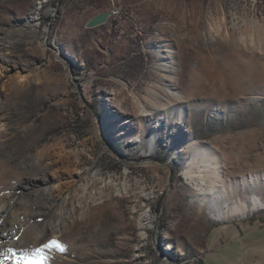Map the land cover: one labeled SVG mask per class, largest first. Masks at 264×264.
<instances>
[{
    "label": "rangeland",
    "instance_id": "1",
    "mask_svg": "<svg viewBox=\"0 0 264 264\" xmlns=\"http://www.w3.org/2000/svg\"><path fill=\"white\" fill-rule=\"evenodd\" d=\"M5 206L6 264H201L264 223V0H0Z\"/></svg>",
    "mask_w": 264,
    "mask_h": 264
},
{
    "label": "crops",
    "instance_id": "2",
    "mask_svg": "<svg viewBox=\"0 0 264 264\" xmlns=\"http://www.w3.org/2000/svg\"><path fill=\"white\" fill-rule=\"evenodd\" d=\"M200 263L264 264V223H216L206 236Z\"/></svg>",
    "mask_w": 264,
    "mask_h": 264
},
{
    "label": "snow or ice",
    "instance_id": "3",
    "mask_svg": "<svg viewBox=\"0 0 264 264\" xmlns=\"http://www.w3.org/2000/svg\"><path fill=\"white\" fill-rule=\"evenodd\" d=\"M57 248L60 251H63V248L57 244L55 240L49 241V243L44 244L41 248L36 249L30 257L22 258L24 264H47L48 257L43 255L45 249ZM16 264H21V261L18 260Z\"/></svg>",
    "mask_w": 264,
    "mask_h": 264
},
{
    "label": "bare ground",
    "instance_id": "4",
    "mask_svg": "<svg viewBox=\"0 0 264 264\" xmlns=\"http://www.w3.org/2000/svg\"><path fill=\"white\" fill-rule=\"evenodd\" d=\"M111 16V15H110ZM13 200V198H11V201ZM252 201H253V205H259L261 204L258 197L254 196L252 198ZM9 209V206H5L4 208H0V219H2L5 214L7 213V210ZM247 207L245 206V204L243 203H240L239 205H235L231 208V211L232 212H241V213H244L246 211ZM1 221V220H0ZM4 238H7L5 237L4 234L0 233V240L4 239ZM8 241V240H7ZM169 248V247H168ZM0 264H6V263H3V262H0Z\"/></svg>",
    "mask_w": 264,
    "mask_h": 264
},
{
    "label": "water",
    "instance_id": "5",
    "mask_svg": "<svg viewBox=\"0 0 264 264\" xmlns=\"http://www.w3.org/2000/svg\"><path fill=\"white\" fill-rule=\"evenodd\" d=\"M110 15H111L110 11H104L102 13L96 14V15L92 16L86 22V27L91 28V27H95V26L104 24L108 20Z\"/></svg>",
    "mask_w": 264,
    "mask_h": 264
}]
</instances>
